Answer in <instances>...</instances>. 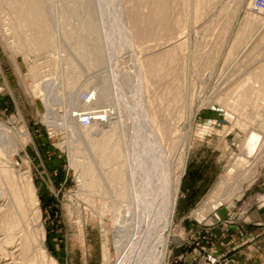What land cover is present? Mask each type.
Instances as JSON below:
<instances>
[{
    "label": "rangeland",
    "instance_id": "rangeland-1",
    "mask_svg": "<svg viewBox=\"0 0 264 264\" xmlns=\"http://www.w3.org/2000/svg\"><path fill=\"white\" fill-rule=\"evenodd\" d=\"M155 1L0 0V126L10 131L0 153V264H47L43 246L59 264H105V246L116 257L110 209L121 176L105 174L117 166L102 163L71 122L106 109L112 114L92 135L116 127L113 154L125 153L126 171L133 117L141 113L148 116L144 137L157 129L173 151L181 187L173 224L158 232L169 240L166 263L238 264L217 244L229 226L264 207V148L249 152L243 127L252 122L251 130L264 132L252 120L264 104L257 94L264 89V10L256 0H164L160 15ZM23 6H44V42ZM97 90H108V100L93 99L85 110L82 102ZM86 160L105 175L102 187L89 186L95 177L86 178ZM27 178L34 203L22 193ZM10 180L21 188L22 206ZM8 217L17 220L12 229Z\"/></svg>",
    "mask_w": 264,
    "mask_h": 264
},
{
    "label": "bare ground",
    "instance_id": "bare-ground-1",
    "mask_svg": "<svg viewBox=\"0 0 264 264\" xmlns=\"http://www.w3.org/2000/svg\"><path fill=\"white\" fill-rule=\"evenodd\" d=\"M155 2L158 12H162L161 14H158L162 15L163 11L165 10L164 0H156ZM20 9L31 11L27 13V19H29L31 23L35 21L38 23L35 24L39 25L40 21L46 18V15L44 13L45 11L43 10L45 9L44 6H23ZM20 17H23V14H21ZM41 23L39 26L40 28L37 27L40 29L38 30L41 32V34L39 33L40 35H38V37L36 36V38L42 41L45 38V33L43 32L44 29L42 27L45 25V23ZM34 28L32 31H35ZM12 29L14 30L15 27L13 26ZM93 29L98 32V34L102 33V29L100 30V27L93 26ZM41 41L38 42L37 46L35 45L36 48H40L41 46L43 47L42 42H44L45 40L42 42ZM103 59L106 61L107 55H103ZM257 91L258 96L264 95V89L262 88V86L261 88L257 89ZM95 92H98V95L96 93H93V95L88 98V101L84 100L82 102L84 108L91 106L90 101L93 99L95 101L94 103L96 104L108 100V90H102L101 92L97 90ZM137 95H139V92H137ZM94 96L95 98H93ZM123 105L127 110V104L125 101ZM262 106V110L258 112L252 120H254L253 122H256L255 126L263 127L264 131V104ZM86 108L85 110H87ZM88 108L90 109V107ZM89 113L90 114L83 113L82 115L74 114L77 119H74V122H71L73 124H78L81 130L83 129L82 133L84 137L89 140L91 149L99 154L102 163L108 166L115 163L114 165L117 166L114 167L111 165L113 169H109V171H107L105 174L107 175L113 171L117 173V176H121L120 181L122 182L119 185V189L117 191V202L115 201L116 204L114 203V205L112 203L113 208L110 209L112 212H114L116 221L112 234H114L113 243H115L117 254L115 258H110L109 249L107 246H105V264H167L166 262L169 253V240L163 237L164 234H162L163 236L161 234V236L158 235V232L162 226L168 227L173 224L178 201V194L181 187V175L174 180V174H172L171 170V157L173 155V151L171 150V148H169L168 145H166L161 139H159L160 136L158 135V133H155L157 129H150L149 133L151 136L148 140L144 137L145 126L143 123L144 118L142 116H148L147 114L141 113L137 115L135 120L133 117V128L131 131V135L134 138L133 140L135 141V145L133 146V150L130 154V158L131 160H133V165L131 166V169L127 170L131 171V173H128L125 168L127 162L126 159L123 158V155L125 156V153L119 152L118 150L121 148H117V155L113 154L114 147L116 146L113 144L118 141H114L117 133L116 127L113 131L111 129L112 133L109 132L110 134H108L107 132V134H105L106 136L102 135L103 137L101 136V138H93L94 134L92 135L93 130L97 129V126L105 124L104 120L108 119L107 117L110 116L112 112H109V110L106 109L100 112ZM70 118L74 117L70 115ZM118 120L120 119L118 118ZM82 122L86 125H84ZM148 122L153 126V128L155 127L154 120L153 123L150 120ZM252 124L253 123L251 122L249 125H243L244 129L249 130L248 133H250L249 138L246 142V148L249 150V152H253L258 146H260V148H264V132L260 131V135L255 129L251 130V128L254 126ZM142 127L143 129H139ZM0 130V153L4 154L5 152L3 150V147L5 146L6 141H8L7 136L10 135V133L8 135V132L10 131L7 128L1 126ZM161 138H163V136H161ZM161 141L163 146L160 144ZM258 152H261V149H259ZM84 163V174L86 178H88L90 173H93L92 175L95 177V180H92L91 178L89 179V186L93 187L94 184H98L100 187H102L103 184L101 182L103 179L105 180V175H102L103 178L101 177V175L100 177H98V172L96 171V168L92 166L91 162L87 161ZM104 171H102V173ZM3 172L6 173L7 178L13 179L7 169H3ZM233 172L237 171L233 169ZM10 181L15 193L18 196L17 204L19 206H22L23 204L22 193L28 195L31 201L34 203V201L37 199L36 189L30 178L25 179L22 186V193L21 188H19L16 183H13L12 180ZM233 182H235V184L238 186L237 192H240V190L242 189L241 185L243 183L242 179H236ZM228 191H230V186L228 187ZM218 201L220 202V200ZM218 201L215 202L212 208L220 206L221 202L218 203ZM6 219L7 223H10L11 221L10 224H7V229H12L15 226L17 220L15 218L9 217ZM45 239L46 234L43 232V236L41 237L42 244L45 242ZM28 247L29 244L26 241L24 244V251H26ZM42 248L43 256H45L44 258H48L47 264H59L56 258L49 255L48 252L44 250L45 246H43Z\"/></svg>",
    "mask_w": 264,
    "mask_h": 264
},
{
    "label": "crops",
    "instance_id": "crops-1",
    "mask_svg": "<svg viewBox=\"0 0 264 264\" xmlns=\"http://www.w3.org/2000/svg\"><path fill=\"white\" fill-rule=\"evenodd\" d=\"M227 229L229 237L217 244L218 250L230 251L238 264H264V207L256 208L249 221ZM235 230L240 231L238 239L233 235Z\"/></svg>",
    "mask_w": 264,
    "mask_h": 264
},
{
    "label": "built area",
    "instance_id": "built-area-1",
    "mask_svg": "<svg viewBox=\"0 0 264 264\" xmlns=\"http://www.w3.org/2000/svg\"><path fill=\"white\" fill-rule=\"evenodd\" d=\"M254 7L257 11H263L264 10V0H256Z\"/></svg>",
    "mask_w": 264,
    "mask_h": 264
}]
</instances>
